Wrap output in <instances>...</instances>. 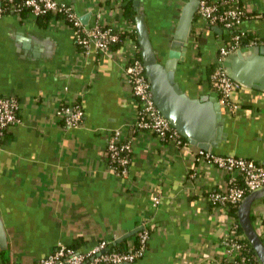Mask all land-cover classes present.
Returning a JSON list of instances; mask_svg holds the SVG:
<instances>
[{
	"label": "crops",
	"instance_id": "0c3cea01",
	"mask_svg": "<svg viewBox=\"0 0 264 264\" xmlns=\"http://www.w3.org/2000/svg\"><path fill=\"white\" fill-rule=\"evenodd\" d=\"M56 1L70 5L85 27L99 11L107 12L104 20L114 28L125 27L124 0ZM186 1L140 0L162 61ZM242 1L248 18L240 30L264 38V0ZM199 27L205 32L198 50L190 38L187 59L176 71L179 84L195 97L215 93L205 82L206 70L219 39L228 42L231 35L217 34L197 17L193 30ZM261 48L239 50L248 73L263 72L262 57L250 52ZM123 66L117 53L92 49L82 56L73 31L60 23L12 14L0 18V97H17L21 120L10 127L0 150V215L6 236L5 243L0 241V264H32L60 244L86 252L108 241L111 249L126 251L137 244L145 217L153 225L147 251L133 264H226L222 242L236 219L231 209L215 207L208 196L227 189L232 175L196 162L145 131L136 133L128 177L110 171L109 137L115 131L132 135L135 123V101ZM198 73L204 81H197ZM245 87L232 96L237 113L223 110L227 140L214 153L264 161V91ZM63 101L80 102L84 121L79 128L67 130L57 121L55 110ZM197 150L191 145L193 153ZM154 193L161 197L156 211L150 207ZM263 200L254 204L252 223L264 242Z\"/></svg>",
	"mask_w": 264,
	"mask_h": 264
},
{
	"label": "built area",
	"instance_id": "2783aa9c",
	"mask_svg": "<svg viewBox=\"0 0 264 264\" xmlns=\"http://www.w3.org/2000/svg\"><path fill=\"white\" fill-rule=\"evenodd\" d=\"M105 12L94 13L93 24L85 27L70 5L56 0H0V18L12 14L21 20L23 13H28V16L34 18L50 14L52 24L60 23L73 31L75 43L82 56L89 55L91 50L95 49L101 55L117 53L121 58L124 65L123 78L131 87L135 101V123L132 135L124 136L122 132L115 131L109 137L106 159L113 174L121 178L128 177L136 133L149 132L166 145H173L191 154L196 162L232 175L228 188L213 191L208 199L212 205L221 209L230 210L239 207L248 194L264 187V161L222 156L200 149L193 153L191 144L173 128L153 101L150 83L146 78L142 59L139 57L140 46L132 38L136 26L125 20V27L116 29L104 20ZM196 16L208 26L219 27L231 34L228 42L219 39L212 64L213 70L205 82L218 95L222 111L224 110L228 115H235L239 107L233 102L232 96L248 89L227 75L224 64L229 55L244 46L264 47V38L251 37L240 30L243 21L248 18V11L242 0H200ZM203 32H205L204 28L200 27L194 30L192 47L195 51L198 50ZM196 75L198 82L204 81L201 74ZM19 110L20 103L17 97L13 95L0 97V150L10 127L21 123ZM55 117L64 129H77L83 123L84 110L77 101L72 103L63 101L55 110ZM150 200L151 210L156 211L161 204V197L154 193ZM152 226L151 217L143 218L137 244L126 251L109 249L108 241H101L86 252L60 244L47 257L32 264H133L145 256ZM238 230L239 224L232 223L223 238L226 264H260L256 254L252 252L244 241L245 237L239 234Z\"/></svg>",
	"mask_w": 264,
	"mask_h": 264
},
{
	"label": "water",
	"instance_id": "95a60500",
	"mask_svg": "<svg viewBox=\"0 0 264 264\" xmlns=\"http://www.w3.org/2000/svg\"><path fill=\"white\" fill-rule=\"evenodd\" d=\"M199 5L200 0H187L183 5L172 36L167 60L164 62L153 47L145 18L139 15L135 24L145 75L150 83L156 107L192 146L214 153L227 140L225 117L218 95L214 93L199 97L191 96L184 91L176 79L178 64L186 59ZM134 6L136 10H140V0H134ZM84 23L87 24L85 19ZM214 31L219 35L223 34V30L219 27H214ZM250 52L262 57L258 60L260 66L258 67L264 72V47L261 50L251 49ZM242 60H244V54L241 51L230 55L224 64L227 75L242 85L264 91V73L261 72L258 75L253 72L248 73L247 65L244 68ZM262 199H264V187L248 194L237 210L238 221L244 236L254 249L260 264H264V242L255 229L251 216L254 204ZM1 240L3 243L6 242L0 215Z\"/></svg>",
	"mask_w": 264,
	"mask_h": 264
},
{
	"label": "trees",
	"instance_id": "16d2710c",
	"mask_svg": "<svg viewBox=\"0 0 264 264\" xmlns=\"http://www.w3.org/2000/svg\"><path fill=\"white\" fill-rule=\"evenodd\" d=\"M124 2H125V4L121 7V14H122V16H123V19L124 20H126V21H129V22H131L133 25H135V23H136V19H137V17L139 16V15H142L141 14V9L140 10H136V9H134V1L133 0H124ZM26 16H28V13H23L22 14V18H25ZM51 15L49 14V15H46V16H43V17H40L39 19H42V20H45L47 23H48V21H50L51 20ZM197 20V16H196V18H195V21ZM194 36V30H193V32H192V35H191V38ZM231 36V35H230ZM132 38L136 41V42H138V39H137V33L136 32H134L133 34H132ZM192 46V45H191ZM114 48H116V47H114ZM188 54V53H187ZM198 55H200V54H198ZM139 57H140V59H142L141 58V53H139ZM186 59H187V55H186ZM186 59H185V61H186ZM162 61V60H161ZM184 61V62H185ZM164 62V61H163ZM212 70H213V67H210L209 69H207L206 70V78L208 79V76H209V74H211V72H212ZM194 72H195V69L194 70H192L191 72H190V79H191V77L194 75ZM189 79V80H190ZM182 87V86H181ZM185 91V90H184ZM189 94V93H188ZM189 95H191V94H189ZM192 96V95H191ZM77 103H79L80 104V102L79 101H77ZM84 121V120H83ZM62 125V124H61ZM6 135H7V133H6ZM6 137V136H5ZM185 139V138H184ZM264 201V200H263ZM237 210H238V207H235V208H232L231 209V212L234 214V216H235V219H236V223H238L239 224V221H238V216H237ZM251 219H252V222L254 223V216H251ZM238 233L239 234H241V235H243L244 236V233H243V231H242V228H241V226H240V224H239V230H238ZM138 236V235H137ZM245 237V236H244ZM244 241L249 245V247H250V249L252 250V252L255 254V251H254V249L251 247V245L249 244V242L247 241V239L246 238H244ZM72 248H74V249H77L78 247H77V245H74ZM114 250L115 251H121V249H119L118 247L117 248H114Z\"/></svg>",
	"mask_w": 264,
	"mask_h": 264
}]
</instances>
